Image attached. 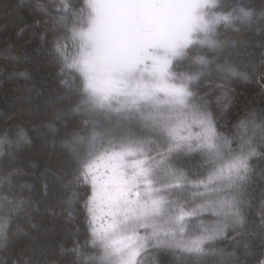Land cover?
Instances as JSON below:
<instances>
[{"label":"snow or ice","instance_id":"snow-or-ice-1","mask_svg":"<svg viewBox=\"0 0 264 264\" xmlns=\"http://www.w3.org/2000/svg\"><path fill=\"white\" fill-rule=\"evenodd\" d=\"M27 11L20 32L42 29L40 48L71 79L19 106L58 156L43 185L55 206L16 190L33 143L24 127L0 132V251L28 241L11 264H249L257 249L264 264V110L231 115L235 85L264 92V0H36ZM48 213L71 248L44 227Z\"/></svg>","mask_w":264,"mask_h":264},{"label":"trees","instance_id":"trees-1","mask_svg":"<svg viewBox=\"0 0 264 264\" xmlns=\"http://www.w3.org/2000/svg\"><path fill=\"white\" fill-rule=\"evenodd\" d=\"M35 2L36 0H25L24 5L18 9L20 0H0V132L7 127L14 129L19 124L33 140L32 145L26 147L18 156V165L27 175L19 178L16 190L19 192V184L30 185V191L27 188L24 189V199L31 196L33 200L39 201L43 212L44 208H51L57 204L55 198L57 193L50 188L48 196L45 197L43 185L46 179L51 183L50 177L45 176V170L57 167L58 156L53 154L54 150L50 142L45 143L36 137L31 129L34 118L27 114L20 115L19 106L22 101L27 102L29 97L32 98L33 106L41 103L35 91L29 92V89L47 93L62 87L60 81L71 79V77L62 76L60 68L48 58L47 50L40 48L38 33L42 29H35L36 35L32 34L31 29L20 32L26 24L33 23V16L27 11V7ZM41 2L47 3L48 0H41ZM260 2L261 0H255L257 4ZM6 54H11L18 59H6ZM19 73H25L26 76H21ZM75 76L80 79L79 73H75ZM246 110H255L257 113L264 110V92L255 83L235 85L234 107L231 115L234 117L237 114H243ZM13 113L17 115L9 119ZM2 148L5 156L16 151L14 145L4 144ZM192 163H197L196 159H193ZM255 163L257 168L264 167V161L257 160ZM52 220L51 214H46L43 220L44 227L56 228L57 240H62L68 248H71L75 237L61 233L59 229L62 222L54 224L51 223ZM37 221H40V217H37ZM17 223L29 231H34L23 220ZM16 226V224L11 226L13 231ZM27 243V239L21 237L9 251H0V264H11L12 260L20 258V252ZM81 243H83V237H81ZM259 255L260 251L257 249L255 255L249 257V264H254Z\"/></svg>","mask_w":264,"mask_h":264},{"label":"bare ground","instance_id":"bare-ground-1","mask_svg":"<svg viewBox=\"0 0 264 264\" xmlns=\"http://www.w3.org/2000/svg\"><path fill=\"white\" fill-rule=\"evenodd\" d=\"M259 164V163H258Z\"/></svg>","mask_w":264,"mask_h":264}]
</instances>
